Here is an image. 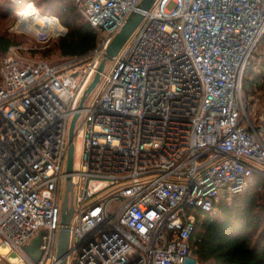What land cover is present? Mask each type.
<instances>
[{"label": "built area", "instance_id": "2783aa9c", "mask_svg": "<svg viewBox=\"0 0 264 264\" xmlns=\"http://www.w3.org/2000/svg\"><path fill=\"white\" fill-rule=\"evenodd\" d=\"M140 1L74 0L96 34L83 57L34 58L22 43L0 56V249L13 264H58L68 176L66 264H185L200 213L264 177V109L251 115L243 83L264 0H155L79 107ZM54 21L36 33L46 47L67 33ZM77 112L82 162L68 172ZM39 234L35 258L25 246Z\"/></svg>", "mask_w": 264, "mask_h": 264}, {"label": "trees", "instance_id": "16d2710c", "mask_svg": "<svg viewBox=\"0 0 264 264\" xmlns=\"http://www.w3.org/2000/svg\"><path fill=\"white\" fill-rule=\"evenodd\" d=\"M29 1L50 12L40 0H23L20 5L14 3L16 7L10 2L9 9ZM53 1L59 2L61 12L57 16L68 27L55 47L67 58L87 55L96 45L91 23L80 13L74 0ZM14 42L9 34L0 33V56ZM247 68L243 83L252 86L259 77L255 76L253 82V70ZM192 246L193 255L185 264H264V177L256 175L244 192L219 200L214 214L200 213L192 233Z\"/></svg>", "mask_w": 264, "mask_h": 264}, {"label": "rangeland", "instance_id": "374dc122", "mask_svg": "<svg viewBox=\"0 0 264 264\" xmlns=\"http://www.w3.org/2000/svg\"><path fill=\"white\" fill-rule=\"evenodd\" d=\"M40 1L42 2V6L46 5L47 8L50 9V12H44L41 9V6H36L35 1H30L28 5H25L23 7L19 6L15 9H9L10 2L15 7L17 3H15L13 0H10V2H8L7 0H0V33L9 34L15 40L14 44L22 43L28 45L30 48L28 53L34 58H44L55 62L65 60L67 57L62 56L60 51L55 47V43L59 37L52 39L50 41V45L46 47L44 43H41L38 40L36 34L38 30L42 31L44 30V28L52 26V24H58L55 23L54 20L56 19L58 13L61 12L60 4L59 2L53 0ZM174 4V1H171L168 4V7L172 8ZM61 23L67 28L68 31V27L62 21ZM57 27L61 28L59 24L57 25ZM114 64L115 59L108 60L105 64L104 71L107 72L112 69ZM248 67L249 68H247V70H253L254 74L251 75L253 82L255 80V76H257V78L259 77L258 82L253 84L252 86L244 85L246 89V94L248 96V111L252 115L264 109V38L261 41L255 54L253 55ZM100 88L101 80L96 85V87L88 94L84 102V106L89 105L91 98L95 95V93L98 92ZM84 116L85 111L81 113L79 119L82 120ZM82 151V137L81 135H78L75 139L74 145L75 166H81ZM64 192L65 182L63 180L59 194V201L61 205L64 198ZM232 197H230V199ZM0 264H13L11 262L10 254L3 253L1 249Z\"/></svg>", "mask_w": 264, "mask_h": 264}, {"label": "water", "instance_id": "95a60500", "mask_svg": "<svg viewBox=\"0 0 264 264\" xmlns=\"http://www.w3.org/2000/svg\"><path fill=\"white\" fill-rule=\"evenodd\" d=\"M155 0H141L138 5L137 9H134L130 12L127 16L126 20L124 21L121 28L114 34L110 43L106 47L104 51V56L98 66V70L90 82L89 86L86 88L81 102L80 108L82 107L84 100L87 94L92 91V89L96 86V84L100 80L101 72L104 70L105 64L107 60L115 59L123 45L126 43L128 38L131 36L141 19L143 18L142 10L150 9L152 4ZM77 72L72 73L75 76ZM79 113L77 112L73 118L71 128H70V146H69V155H68V172H72L73 170V161H74V126L76 119ZM74 206H73V182L72 177L68 176L66 179L65 185V192L64 198L62 202V215H61V228L59 231V238H58V248H57V255L59 258L58 264H66V253L68 250L69 244V237H70V223L71 218L73 216ZM40 243V234L37 235L33 240L32 243L25 246L27 252H29L35 258L39 257L38 246Z\"/></svg>", "mask_w": 264, "mask_h": 264}, {"label": "bare ground", "instance_id": "6f19581e", "mask_svg": "<svg viewBox=\"0 0 264 264\" xmlns=\"http://www.w3.org/2000/svg\"><path fill=\"white\" fill-rule=\"evenodd\" d=\"M1 251H2L3 253H7V248H6V247H1Z\"/></svg>", "mask_w": 264, "mask_h": 264}]
</instances>
